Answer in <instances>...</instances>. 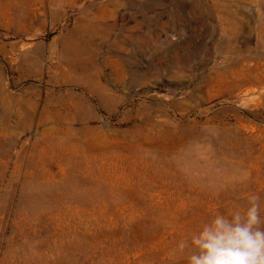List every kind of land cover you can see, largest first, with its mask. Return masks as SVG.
I'll return each instance as SVG.
<instances>
[{
    "label": "rangeland",
    "instance_id": "1",
    "mask_svg": "<svg viewBox=\"0 0 264 264\" xmlns=\"http://www.w3.org/2000/svg\"><path fill=\"white\" fill-rule=\"evenodd\" d=\"M253 193L264 0H0V264H186Z\"/></svg>",
    "mask_w": 264,
    "mask_h": 264
},
{
    "label": "clouds",
    "instance_id": "2",
    "mask_svg": "<svg viewBox=\"0 0 264 264\" xmlns=\"http://www.w3.org/2000/svg\"><path fill=\"white\" fill-rule=\"evenodd\" d=\"M250 173L238 180L244 183ZM247 207L230 214H216L198 231L182 238L172 251L186 264H264V218L261 197L249 194Z\"/></svg>",
    "mask_w": 264,
    "mask_h": 264
}]
</instances>
